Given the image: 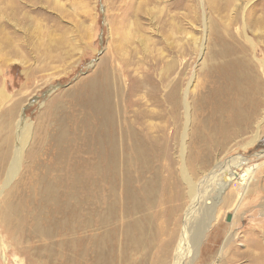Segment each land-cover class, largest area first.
Masks as SVG:
<instances>
[{
	"label": "rangeland",
	"instance_id": "obj_1",
	"mask_svg": "<svg viewBox=\"0 0 264 264\" xmlns=\"http://www.w3.org/2000/svg\"><path fill=\"white\" fill-rule=\"evenodd\" d=\"M13 2L0 0V264H177L198 199L184 173L216 195L235 159L183 264H264V0Z\"/></svg>",
	"mask_w": 264,
	"mask_h": 264
},
{
	"label": "bare ground",
	"instance_id": "obj_2",
	"mask_svg": "<svg viewBox=\"0 0 264 264\" xmlns=\"http://www.w3.org/2000/svg\"><path fill=\"white\" fill-rule=\"evenodd\" d=\"M15 2H13V0H10V11L11 8L13 7V5ZM21 6V5H18ZM19 12V11H18ZM24 16L26 15V13H23ZM11 18H9L10 20ZM5 46H8L6 49L9 50H14L15 53L14 55H18L21 51L20 47H21V43L19 44H15V40H6L4 42ZM23 46V45H22ZM1 48V47H0ZM2 49V48H1ZM250 55V54H249ZM9 56V55H8ZM245 57V56H244ZM247 57V56H246ZM245 60V59H244ZM248 60V59H247ZM246 60V61H247ZM249 62V61H248ZM246 68H251L252 65L248 64L247 62L244 64ZM256 70V69H254ZM246 71V70H245ZM253 72V71H252ZM249 73V72H248ZM252 74V73H249ZM258 76V74H257ZM110 77V76H109ZM257 79V78H255ZM250 80V79H249ZM258 81V80H257ZM248 84V83H246ZM253 84V82H252ZM245 86V85H244ZM230 90V89H229ZM5 92L4 90L0 91V99L5 98ZM260 96V95H259ZM256 104V103H255ZM252 106V105H250ZM242 107V105H241ZM237 108V107H236ZM239 109V108H238ZM258 109V108H257ZM248 110V109H247ZM246 110V111H247ZM251 110V109H250ZM260 110V109H259ZM231 113V112H230ZM241 113V112H240ZM232 114V113H231ZM244 114V113H243ZM250 114V113H249ZM257 113H255L256 115ZM259 115V114H258ZM257 115V116H258ZM252 117V116H250ZM102 123V122H101ZM18 126L20 127V131L17 132L16 135V147H15V152H14V157L13 160L10 164L9 170H7V176H6V184L9 183L17 170V167L19 165V160L21 159V155L23 152V149L26 145L27 142V136L25 133V124H24V120H23V116L21 117ZM252 127V126H251ZM260 130H257L254 137H253V142L250 143L248 146L250 145H254L255 142H257L260 139ZM26 135V136H25ZM144 148V147H143ZM144 150V149H143ZM141 154V153H140ZM239 160H243V159H235L234 161H229L226 162L227 165H223L222 168V173L223 176L222 178H219L218 181V187H217V193L216 195H212V191L210 192V195L208 193H204L201 189H198V185L195 184L194 182H192V180H189L186 177V174L184 173V177L187 181V183L189 184L190 190L193 193V199L192 202L194 201L195 197L198 198L196 202H194L192 204V206L186 211V225L188 226V228L186 227L185 233L182 237V240H180L179 243V247L177 250V257L179 258L177 264H183V261L193 253L194 249H195V245H198V243L201 242V238L203 235V232L206 228V226L209 224V222H211V219L213 217V206H215V203L217 202V198L215 197H219L218 195L219 192L221 193L223 190V187H226V185L229 183V181L232 179V177L234 176L233 173H235V166L237 165V161ZM213 188V186L211 184H209L207 190L210 191ZM201 190V191H200ZM90 191V190H89ZM93 191V190H92ZM145 193V192H144ZM150 196V195H149ZM204 198H208L207 201L205 202L204 205L201 206L200 202L204 199ZM190 227V228H189ZM94 239V238H93ZM93 242V241H92Z\"/></svg>",
	"mask_w": 264,
	"mask_h": 264
}]
</instances>
